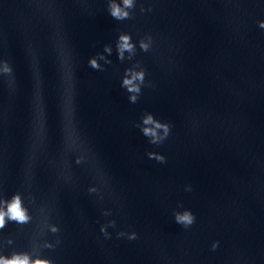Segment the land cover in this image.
I'll return each mask as SVG.
<instances>
[{
  "label": "water",
  "instance_id": "obj_1",
  "mask_svg": "<svg viewBox=\"0 0 264 264\" xmlns=\"http://www.w3.org/2000/svg\"><path fill=\"white\" fill-rule=\"evenodd\" d=\"M261 23L264 0H0V211L27 216L0 259L264 264Z\"/></svg>",
  "mask_w": 264,
  "mask_h": 264
},
{
  "label": "clouds",
  "instance_id": "obj_2",
  "mask_svg": "<svg viewBox=\"0 0 264 264\" xmlns=\"http://www.w3.org/2000/svg\"><path fill=\"white\" fill-rule=\"evenodd\" d=\"M123 5L124 8H130L132 6V0H123ZM110 15L115 18L116 20H122L128 18V13L126 11H123L121 7L117 6L115 3L110 5ZM261 28H264V23L260 24ZM129 37L126 35H122L119 37L120 43L118 46V51L120 58H123V53L125 51L131 52L132 51V44L129 43ZM148 45L142 43L141 44V49L142 50H147ZM105 51H109V49L105 48ZM89 65L93 69L99 68V65L96 63V61L89 60ZM144 79V73L141 72H135L130 74V78H126L123 80V86L127 89L129 93H134L138 94L140 91V88L137 83L134 82H140L143 83ZM136 95H131L129 97V100L132 103L136 102ZM143 124L146 125L142 129V132L145 136L151 137V143H160L163 139L167 137L168 134V125L166 124H161L159 122H156L153 120L152 116H147L145 119H143ZM147 125H151V127H147ZM157 130H161L163 132V136H159L157 134ZM149 158H153V154L149 153ZM155 159L163 163L164 158L162 156H156ZM5 216L8 217L10 220H14L19 223L26 222L27 216L25 215V211L21 207V202L18 196H14L11 200V202L7 205V211H0V227L4 226L5 223ZM175 220L178 224H182L185 227L192 225L194 223L195 217L190 213V212H184L182 215L177 214L175 216ZM104 229L101 228V232H103ZM134 238V237H130ZM0 264H48L47 261H42V260H36L30 262L27 256L23 257H13L11 260H3L0 259Z\"/></svg>",
  "mask_w": 264,
  "mask_h": 264
}]
</instances>
